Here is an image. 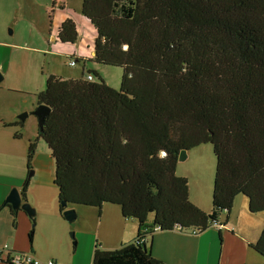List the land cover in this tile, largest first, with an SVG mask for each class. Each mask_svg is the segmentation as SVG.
Listing matches in <instances>:
<instances>
[{
  "label": "trees",
  "instance_id": "1",
  "mask_svg": "<svg viewBox=\"0 0 264 264\" xmlns=\"http://www.w3.org/2000/svg\"><path fill=\"white\" fill-rule=\"evenodd\" d=\"M80 12L96 31L93 61L121 67L119 87L96 71L50 74L36 102L50 107L38 136L53 157L59 212L63 200L111 202L138 222L132 242L96 248L92 263L164 264L145 241L155 226L199 233L239 193L249 212L263 211L264 0H82ZM57 37L76 41L75 22L65 18ZM205 142L216 158L209 212L175 172L179 151ZM250 246L264 257V227Z\"/></svg>",
  "mask_w": 264,
  "mask_h": 264
},
{
  "label": "crops",
  "instance_id": "2",
  "mask_svg": "<svg viewBox=\"0 0 264 264\" xmlns=\"http://www.w3.org/2000/svg\"><path fill=\"white\" fill-rule=\"evenodd\" d=\"M73 1L0 0V248L5 245L10 252L30 253L57 264H92L96 248L111 250L132 242L138 232L137 220L124 217L117 203L106 202L99 207L68 203L65 207L76 214L69 222L58 209L48 146L41 148L45 154L40 157V164L48 171L28 180L25 196L21 192L23 182L33 173L29 168L36 154L28 168L27 149L39 136L30 116L37 122L31 112L38 105L36 94L43 89L44 79L58 74L54 70L65 59L68 64L71 59L75 64L82 62L81 72L99 73V63L93 61L96 31L88 18L70 5ZM65 18L72 19L77 29V39L72 43L57 37ZM24 111L27 116L21 120L18 115ZM13 188L23 202L29 203L32 214L12 209L7 203ZM191 201L209 210L207 199ZM152 220L153 214H149L147 222L152 224ZM217 221L223 226L209 225L195 235L193 227L180 232L156 230L145 241L152 256L164 264H264V257L250 246L264 227V210L249 212L246 197L237 194L231 210L221 213Z\"/></svg>",
  "mask_w": 264,
  "mask_h": 264
},
{
  "label": "rangeland",
  "instance_id": "3",
  "mask_svg": "<svg viewBox=\"0 0 264 264\" xmlns=\"http://www.w3.org/2000/svg\"><path fill=\"white\" fill-rule=\"evenodd\" d=\"M81 2L82 0H74L72 4H70L72 7H76V10L80 12L81 8ZM81 14V12H80ZM11 29V27H10ZM87 66H90V63L86 64ZM82 62H77L75 65H68V61L65 59V61L59 62L55 68V72L58 73V76H62L64 78H78L81 75L86 76V69L83 70V73H81ZM99 73H101L103 76H105V79L107 82L111 85L113 88H118L120 81H121V75H122V69L119 66H110V65H100L98 64ZM93 76V74L91 73ZM34 124V130H37V122L36 118L34 116H30ZM213 145L210 142L202 143L199 146L192 147L188 150H186V159H184L182 162H178L179 164V173L177 175H180L182 177H185L187 179L188 185H189V195H190V201H203L204 199H207L208 204L210 205L209 210L201 209L204 212H209L212 209V203H211V194L213 191V179H214V172H215V163L216 158L213 154L212 150ZM41 148H47V144L43 139L38 137V139L35 141V151L33 154H36V157L32 160V167L29 169V171H33V173L30 175L28 180L33 179L34 177H37L38 174H42L45 171H48L47 167H44L40 164L41 156L44 154L41 151ZM32 158V157H31ZM53 158V157H52ZM31 160V159H30ZM53 162V159H52ZM54 173V162H53V172L51 175L53 176ZM52 180V178H51ZM242 195V193H239ZM192 202V201H191ZM193 203V202H192ZM195 204V203H194Z\"/></svg>",
  "mask_w": 264,
  "mask_h": 264
},
{
  "label": "water",
  "instance_id": "4",
  "mask_svg": "<svg viewBox=\"0 0 264 264\" xmlns=\"http://www.w3.org/2000/svg\"><path fill=\"white\" fill-rule=\"evenodd\" d=\"M1 77V75H0ZM50 107L45 105V104H38L36 106V108L31 112L33 115H35L37 117V122H38V130L41 131L43 123H44V119L45 116L47 115V113L49 112ZM27 116V113L24 111L21 114L18 115V118L23 120L24 117ZM187 155H186V150H180L179 154H178V161H183L184 159H186ZM32 173V171L30 172ZM29 173V175H30ZM7 203L10 204L12 209H17V208H21L23 211H25L28 214H32L33 213V209L29 206V203L27 202H23L21 194L19 193V191L16 188L11 189V191L8 194V197L6 198ZM62 206H66L67 202L65 200H63L61 202ZM62 215L70 221H73L75 219V211L72 208L69 207H65L64 210L62 211Z\"/></svg>",
  "mask_w": 264,
  "mask_h": 264
},
{
  "label": "built area",
  "instance_id": "5",
  "mask_svg": "<svg viewBox=\"0 0 264 264\" xmlns=\"http://www.w3.org/2000/svg\"><path fill=\"white\" fill-rule=\"evenodd\" d=\"M73 64H75V62L73 59H71L69 61L68 65H73ZM85 77L89 80L93 79V76L89 73H87ZM0 123H1V120H0ZM159 155L164 156L165 151L160 150ZM211 225H212V227H216V228H220L223 226V224L217 220L213 221ZM158 229H159L158 226L154 227V230H158ZM173 229L179 230V232L183 231L182 228L179 226V224H175L173 226ZM191 232L194 233V235L198 233V231L194 230V229H192ZM143 239L144 238H141V239H139V241L141 242ZM0 262L13 263V264H57L52 259H48L45 261H41L39 259H36V257L31 255L30 253H25V252H21V251L10 252L9 249L7 248V246H5V245L0 248Z\"/></svg>",
  "mask_w": 264,
  "mask_h": 264
}]
</instances>
